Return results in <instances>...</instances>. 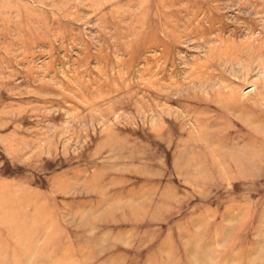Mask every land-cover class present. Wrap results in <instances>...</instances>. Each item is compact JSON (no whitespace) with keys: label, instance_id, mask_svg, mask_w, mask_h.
I'll return each mask as SVG.
<instances>
[{"label":"rangeland","instance_id":"374dc122","mask_svg":"<svg viewBox=\"0 0 264 264\" xmlns=\"http://www.w3.org/2000/svg\"><path fill=\"white\" fill-rule=\"evenodd\" d=\"M208 261L264 264V0H0V264Z\"/></svg>","mask_w":264,"mask_h":264},{"label":"bare ground","instance_id":"6f19581e","mask_svg":"<svg viewBox=\"0 0 264 264\" xmlns=\"http://www.w3.org/2000/svg\"><path fill=\"white\" fill-rule=\"evenodd\" d=\"M114 151H115V150H114ZM84 227H85V228H89V227H93V228H94V227H95V224H93V223H87V225L85 224ZM226 229H227V228H226ZM226 229H225V230H226ZM225 230H223V232H224ZM223 232H222V233H223ZM226 233H227V232H226ZM226 233H225V234H226ZM42 234H43V233H42ZM225 234H223V235H225ZM224 237H226V236H222V240H223ZM215 238H216V237H215ZM219 239H220V238H219ZM217 240H218V238H217ZM213 241H214V240H213ZM215 241H216V240H215ZM220 241H221V240H220ZM224 241H225V239H224ZM214 243H215V242H214ZM218 243H219V242H218ZM223 243H224V242H223ZM197 245H198V244H197ZM197 245H196V246H197ZM219 245H220V243H219ZM235 245H236V244H235ZM192 246H194V245H192ZM192 246H191L190 249H193ZM231 246H232V245H231ZM189 247H190V246H189ZM187 248H188V247H187ZM187 248H186V249H187ZM199 248H200V247H199ZM188 249H189V248H188ZM194 249H195V247H194ZM194 249H193V252H194ZM202 249H203V248H202ZM195 250H196V249H195ZM198 250H199V249H198ZM188 251L190 252V250H188ZM191 251H192V250H191ZM202 252H203V251H201L200 253H202ZM207 252H208V251H206V253H207ZM185 253H186V252H185ZM200 253H199V254H200ZM204 253H205V252H204ZM199 254H198V255H199ZM186 255H187V254H186ZM191 255H192V254H191ZM198 255H197V256H198ZM207 255H208V254H207ZM207 255H206V256H207ZM212 255H213V254H212ZM201 256H202V255H201ZM191 257H193V256H191ZM198 257H200V256H198ZM184 258H185V257H184ZM175 259H176V258H175ZM175 259H174V260H175ZM207 259H208V258H207ZM207 259H206L205 261H207ZM193 261H194V260H193ZM166 262H167V261H166ZM183 262H184V261H183ZM186 262H188V261L186 260L185 263H186ZM188 263H189V262H188ZM163 264H164V263H163ZM171 264H173V263L171 262ZM195 264H196V263H195ZM208 264H209V261H208ZM232 264H233V262H232ZM244 264H245V263H244Z\"/></svg>","mask_w":264,"mask_h":264}]
</instances>
